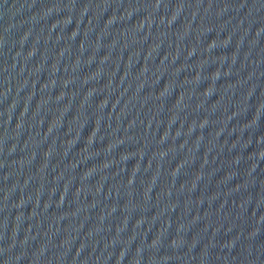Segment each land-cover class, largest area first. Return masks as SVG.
Masks as SVG:
<instances>
[{
    "label": "water",
    "instance_id": "water-1",
    "mask_svg": "<svg viewBox=\"0 0 264 264\" xmlns=\"http://www.w3.org/2000/svg\"><path fill=\"white\" fill-rule=\"evenodd\" d=\"M0 264H264V0H0Z\"/></svg>",
    "mask_w": 264,
    "mask_h": 264
}]
</instances>
